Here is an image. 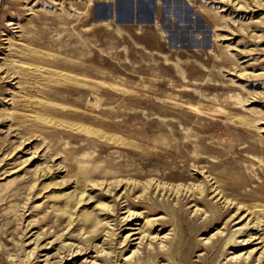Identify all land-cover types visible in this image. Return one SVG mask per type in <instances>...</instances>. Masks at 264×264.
I'll use <instances>...</instances> for the list:
<instances>
[{
    "label": "rangeland",
    "instance_id": "rangeland-1",
    "mask_svg": "<svg viewBox=\"0 0 264 264\" xmlns=\"http://www.w3.org/2000/svg\"><path fill=\"white\" fill-rule=\"evenodd\" d=\"M239 205L264 208V0L1 1L0 264H264L228 246Z\"/></svg>",
    "mask_w": 264,
    "mask_h": 264
},
{
    "label": "bare ground",
    "instance_id": "bare-ground-1",
    "mask_svg": "<svg viewBox=\"0 0 264 264\" xmlns=\"http://www.w3.org/2000/svg\"><path fill=\"white\" fill-rule=\"evenodd\" d=\"M236 99H238V98L236 97ZM245 103H247V102H245ZM260 109H262V108H260ZM260 109H258L257 111L255 109V113L258 115L254 119V122H256V123L263 119V117H261L262 115L260 113V111H261ZM253 111L251 113H253ZM208 185H209L208 189L212 193V197L213 198H216L220 202H223L224 205L229 206V207L235 205L234 200H232L229 197H226L224 195V193L219 188L218 183L216 182V180H214L212 183L210 182ZM173 188L178 190V189L182 188V186L174 185ZM104 209H105V207H104V205H102V207H100V211L97 214H99V213L102 214L103 213L102 210L104 211ZM240 209H241V207L239 205L236 208V211L231 215V218L235 219L237 217H240V219H242L243 217L245 218V217H248V216H249V218H248L247 222L244 223L242 226H240L238 228H235V229L232 230V232H230L231 235H230V238L228 240V246L229 245H233L234 240H236L237 238H241L242 236L243 237L245 236L246 238H243L241 241H244V243H246L248 241H255V244H257V246H256V248H253V250L254 251L261 250L260 251V255L263 256V254H264V220L260 219L259 215H262V214L264 215V208H261V209H251V208L247 209L246 214L242 215V216H240V213H241ZM122 213L124 214L122 218L124 220H127V221H130V219L132 217H134V215H135V212L131 211V209H127L126 211H124ZM85 216L86 217H92L91 214H86ZM92 219H93L94 222H97V224L101 223L102 225H104V226H106L108 228L110 227L111 221H112V219H108L107 216H105V217H103L102 219H99V220L94 219V217H92ZM154 220H156V218H154V217L147 218L143 223L142 222L137 223L139 226L130 227V225H129V226H127V228L128 229H135L136 231L133 232V234L140 233L141 235H139L137 238L142 240L145 237H149L150 235H152L151 229L153 227L152 225L154 223ZM71 247H72V250H73L71 252V255H72L71 259H73V257H75L77 255V253L80 254V252L83 251V247H81V245H79V244H72Z\"/></svg>",
    "mask_w": 264,
    "mask_h": 264
},
{
    "label": "built area",
    "instance_id": "built-area-1",
    "mask_svg": "<svg viewBox=\"0 0 264 264\" xmlns=\"http://www.w3.org/2000/svg\"><path fill=\"white\" fill-rule=\"evenodd\" d=\"M1 1H2V0H0V4H1Z\"/></svg>",
    "mask_w": 264,
    "mask_h": 264
}]
</instances>
